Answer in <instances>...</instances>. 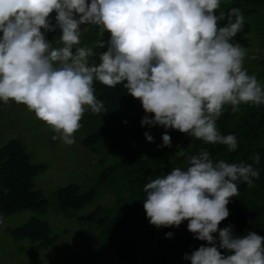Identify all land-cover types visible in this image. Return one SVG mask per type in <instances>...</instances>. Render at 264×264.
I'll use <instances>...</instances> for the list:
<instances>
[{"label": "clouds", "instance_id": "1", "mask_svg": "<svg viewBox=\"0 0 264 264\" xmlns=\"http://www.w3.org/2000/svg\"><path fill=\"white\" fill-rule=\"evenodd\" d=\"M220 6L221 0H0V103L26 106L54 140L72 146L86 111L108 112L94 83L122 84L141 102V126L234 152L237 137L221 134L217 121L226 109L235 114L242 105H264V84L245 67L248 49L234 42L245 27L243 13L234 7L217 14ZM85 26L98 29L92 46H81ZM55 32L59 47L47 38ZM95 48L103 49L99 63ZM162 141L158 147H171L167 132ZM250 159L259 164L261 156ZM186 160V168L147 177L149 223L179 228L187 221L194 238L206 242L184 255L191 264H264V236L219 227L239 196L238 182L251 188L260 171L250 163L214 161L204 148Z\"/></svg>", "mask_w": 264, "mask_h": 264}, {"label": "trees", "instance_id": "2", "mask_svg": "<svg viewBox=\"0 0 264 264\" xmlns=\"http://www.w3.org/2000/svg\"><path fill=\"white\" fill-rule=\"evenodd\" d=\"M230 1L223 11L225 14L238 7L246 18L256 16L264 9V0ZM252 30L253 23L245 19L244 30L234 38L248 50L254 46L253 39L247 36ZM97 31L92 26L86 33V40L91 46L99 39ZM257 34V37H262L260 32ZM59 36V32L47 34L48 39ZM105 39H108L107 34ZM102 51L94 49L97 63ZM257 59L258 68L253 74L264 84V55L259 54ZM94 87L97 99L103 101L108 112H85L81 123L88 132L82 144L91 152L105 150L119 159L105 166L96 183L86 190H82L76 182L57 188L58 211L76 216V211L92 202L101 188H108L114 198L112 204L97 205L92 211L76 216L95 234L99 245L113 249L120 264H136V258L142 252L150 254L153 264H191L183 258L184 255H190L206 242L194 238L187 229V221L179 228L151 225L143 207L146 198L143 186L148 176L155 178L166 175L176 167L186 168V155H196L204 148L214 161L223 159L229 163H250L260 171V177L254 181L253 187L238 182L239 196L231 198L227 205L230 215L219 227L231 225L234 234L240 236L249 231L264 236V105H242L235 114L229 108L219 118L217 127L221 134H234L238 140L237 150L229 152L225 145H206L176 130H166L158 125L141 126V119L145 115L141 102L129 95L122 84L109 88L95 82ZM145 132L153 136L154 142L146 140ZM165 132L171 136V147H158L163 144L162 135ZM255 153L261 156L259 164L250 159ZM45 167L44 163L32 162L25 144L19 139L9 140L0 147V214L23 209L41 214L47 211V198L34 188V177ZM7 231L14 239H28L31 242L27 249L23 245L17 246L28 256L37 255L58 239V234H52L51 224L37 217H31L21 226L7 227ZM168 232L173 233L172 238H166Z\"/></svg>", "mask_w": 264, "mask_h": 264}, {"label": "rangeland", "instance_id": "3", "mask_svg": "<svg viewBox=\"0 0 264 264\" xmlns=\"http://www.w3.org/2000/svg\"><path fill=\"white\" fill-rule=\"evenodd\" d=\"M230 3V0H221L217 14L224 11ZM245 19L253 23V30L247 36L253 39L254 46L248 50L245 59L248 73L250 71L253 74V71H257L260 57L255 60L251 57L264 55V9L256 16ZM85 27L89 30L92 26ZM87 31L81 36V46H91L86 40ZM257 32L262 37H257ZM49 40L54 47L61 46L59 37ZM87 132L82 127L75 134V144L67 146L59 139L54 140L53 136L56 134L37 119L34 113L28 111L26 106L0 103V147L9 140L19 139L25 144L32 162L45 164V169L34 177V188L39 189L48 200V209L43 214L31 209L0 214L3 219L0 224V264H120L115 251L99 245L95 234L76 218L77 215L92 211L97 205L112 204L114 198L108 188H101L92 202L76 211V216L65 215L57 209V188L76 182L82 190H86L96 183L105 166L119 159L117 155L109 154L105 150L95 153L85 148L82 140ZM31 217L47 220L51 224L52 234H58L53 245L42 249L35 256H28L17 249L18 245L27 249L31 245L28 239H14L7 231V227L21 226ZM136 264H153L150 254L140 253Z\"/></svg>", "mask_w": 264, "mask_h": 264}]
</instances>
